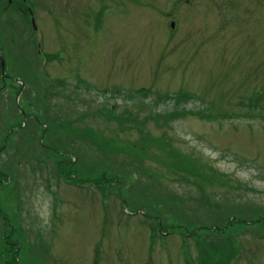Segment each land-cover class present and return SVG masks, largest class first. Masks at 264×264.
<instances>
[{
  "label": "rangeland",
  "instance_id": "1",
  "mask_svg": "<svg viewBox=\"0 0 264 264\" xmlns=\"http://www.w3.org/2000/svg\"><path fill=\"white\" fill-rule=\"evenodd\" d=\"M23 5L32 7L36 34L19 0H0L5 74L30 83L19 92L21 107L35 111L36 95H44L51 100L48 119L68 121L49 124L48 137L31 140L36 125L27 120L23 127V120L17 127L16 88L2 84L0 72V145L7 129L16 128L0 168L9 173L24 159L0 189V204L13 213H1L0 264H264V225L237 220L264 217V0ZM41 38L45 75L61 89L36 81L32 40ZM77 119L100 135L95 144L107 159L83 146ZM68 130L81 142L67 151L76 158L67 178L84 180L82 186L54 175L63 170ZM43 141L53 142L54 157L42 154ZM14 187L24 192L13 195ZM151 202L164 205L155 210ZM234 219L224 232L231 237L222 241L230 244L194 242L221 239L206 229ZM13 245L21 247L15 262Z\"/></svg>",
  "mask_w": 264,
  "mask_h": 264
},
{
  "label": "trees",
  "instance_id": "2",
  "mask_svg": "<svg viewBox=\"0 0 264 264\" xmlns=\"http://www.w3.org/2000/svg\"><path fill=\"white\" fill-rule=\"evenodd\" d=\"M21 14V17H23L24 19H25V22H26V24L28 25V16H27V13L25 12V11H22V13H20ZM29 27V26H28ZM33 42H35L34 40H33ZM34 44V43H33ZM20 77H21V75H19ZM22 78V77H21ZM24 80V82H25V84L27 83L29 86H30V83H28V80H26V79H23ZM36 81H37V83L41 86V84H43L47 89H49V90H57V88H56V86L58 85V86H61V88H62V84L61 83H57V82H54L53 84H54V86H55V88H52V86H50V85H47V83L46 82H44V81H42V80H40V79H37L36 78ZM41 83V84H40ZM47 85V86H46ZM36 107H35V111H34V113H32V114H34V115H37V117L38 118H41V119H45V120H47L48 119V117H47V113H48V104L50 103V98L49 97H45L44 95H36ZM13 100H14V98H13ZM35 101V100H34ZM42 111V113H41V115H40V112ZM44 116H46V117H44ZM99 116V115H98ZM47 118V119H46ZM54 120H56L58 123H64L63 121H68L67 120V118H64V117H59V116H55V117H52ZM60 119H62L63 121H61ZM49 120V119H48ZM47 120V121H48ZM76 121H78V119L76 120ZM79 123V122H78ZM80 126L82 127L81 129H80V131H81V133H82V136L84 137L83 138V142L88 146V147H90V148H93V151H96V152H99L100 154H102V156L103 157H105L106 158V156L101 152V151H99L98 150V148L96 147V142H97V139L99 138V136L100 135H97L96 133H94L93 131H91V128H88L87 126H82L81 124H80ZM73 130H76V129H73ZM73 130H68V133L70 134V135H72V136H74L77 140H78V137L76 136V134H75V131H73ZM73 131V132H72ZM87 138H91V139H89V141L87 142L86 140H87ZM34 138H32L31 140H33ZM103 139V138H102ZM24 140H27V139H24ZM30 142H32V141H30ZM69 143L71 144V147L70 148H72V149H74V146H73V144H74V141H70V139H69ZM2 145V144H1ZM1 145H0V153H2V152H4V150L2 149L1 150ZM24 147H25V145H23ZM52 148H54L53 146H52ZM95 148V149H94ZM42 154H44L47 158H52V157H54V154L53 153H49V152H47L46 150H43V153ZM107 159V158H106ZM106 159H104V161H100V164H103V163H105L106 162ZM24 159L23 158H21V160H20V163L23 161ZM36 162H37V166H38V169L40 170V171H42L43 169H42V166L44 165V163L43 162H41V161H39V155H36ZM99 164V165H100ZM110 165V167H112L113 168V163H111V161H110V163H109ZM44 167H45V165H44ZM59 167H60V165H59ZM100 170V169H99ZM55 172H54V175L55 176H57V178H59L60 180L62 179L60 176H63L64 175V173L62 172H60V170H58V169H56V170H54ZM103 171H105V170H103ZM13 172V170H9V173H8V171L7 170H3V169H0V179L2 180V183L0 182V189L2 188V187H4V185H5V183L7 182V177H8V174L9 175H11V173ZM44 174L46 175V177L47 176H51V174L50 173H46L45 171H44ZM7 176V177H6ZM67 176H70V174H68ZM51 177H53V176H51ZM64 179V178H63ZM62 179V180H63ZM65 181H67V179H64ZM48 181V178H46V182ZM81 181H84V180H78V181H72V182H70V184L71 185H75L76 183H78V184H82V182ZM46 188L47 189H49V187L48 186H46ZM13 195H21L23 192H24V189L23 188H19V187H14L13 188ZM3 194H5V196L7 195V194H11V191H9V190H5V192H3ZM17 200L21 203L22 201H20V197H19V199L17 198ZM22 204V203H21ZM3 207V208H2ZM7 209L4 207V205L2 206V205H0V213H2V211H6ZM20 212H21V214H22V212L24 211V208L22 209V210H19ZM10 213H11V216H13V213L11 212V211H9ZM14 215H18L19 216V214L18 213H15ZM13 218V217H12ZM14 220V219H13ZM241 224H243L244 226H247V225H245V221H242V218H239V219H237ZM249 221H252V220H248V222ZM220 222L221 221H219L218 223L220 224ZM254 222V221H253ZM222 223V222H221ZM238 222H234L233 224H237ZM2 224H3V227L4 228H6L7 227V221H5V220H3V222H2ZM261 225H263L264 224V222L263 223H260ZM222 226H224V225H219V227H222ZM225 232H230L228 229H226V231ZM194 233V232H193ZM192 233V234H193ZM215 233V232H214ZM191 234V235H192ZM231 235L232 234H224V233H222V234H219L218 236L221 238V239H216V240H214V241H212V245H215L216 247H220V245L219 244H221V245H227V244H230L228 241H226L225 243H223L222 241H225V240H228V238L229 237H231ZM203 241H205V242H208V241H211V240H203ZM195 242H196V245H201L202 244V241H198V240H195ZM223 243V244H222ZM12 247H15V248H13L14 250H13V256L11 257V259L15 262V255H17V253H18V249H17V247L18 246H12ZM220 248H223V246H221ZM230 259V258H229ZM228 262V261H227Z\"/></svg>",
  "mask_w": 264,
  "mask_h": 264
},
{
  "label": "water",
  "instance_id": "3",
  "mask_svg": "<svg viewBox=\"0 0 264 264\" xmlns=\"http://www.w3.org/2000/svg\"><path fill=\"white\" fill-rule=\"evenodd\" d=\"M0 65H1V70L3 71V61L1 59V57H0Z\"/></svg>",
  "mask_w": 264,
  "mask_h": 264
}]
</instances>
